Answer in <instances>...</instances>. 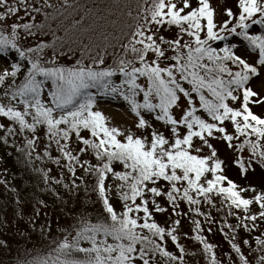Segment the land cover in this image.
I'll use <instances>...</instances> for the list:
<instances>
[{
    "label": "snow or ice",
    "instance_id": "1",
    "mask_svg": "<svg viewBox=\"0 0 264 264\" xmlns=\"http://www.w3.org/2000/svg\"><path fill=\"white\" fill-rule=\"evenodd\" d=\"M111 7L127 22L77 0H0V143L27 164L47 158L60 169L34 171L54 185L68 214L58 237L42 226L40 237L51 243L26 246L14 264H189L197 253L182 235L202 245L210 264H236L231 254L217 258L197 217L211 225V209L226 206L238 220L227 225L233 233L264 222V0ZM82 8L104 25L83 28ZM40 14L89 33L79 55L54 31L43 41L50 26L37 23ZM117 100L134 116L131 126L106 114ZM20 136L19 148L9 142ZM182 220L189 232H181ZM255 240L264 253V239ZM231 248L251 264L239 244ZM256 259L264 264V254Z\"/></svg>",
    "mask_w": 264,
    "mask_h": 264
},
{
    "label": "rangeland",
    "instance_id": "2",
    "mask_svg": "<svg viewBox=\"0 0 264 264\" xmlns=\"http://www.w3.org/2000/svg\"><path fill=\"white\" fill-rule=\"evenodd\" d=\"M52 3L57 4V0H51ZM223 2V0H221ZM231 2V0H230ZM48 11L53 14L56 12V9H48ZM23 13H21L22 15ZM44 21L43 15L40 14L37 19V23H42ZM45 42V40H43ZM6 65L0 63V70ZM106 114L109 115L112 122L121 127H128L131 126L134 116L125 111V105L122 101H113L111 107L105 109ZM0 135H3V130H0ZM13 140L16 142V147L19 148L23 143V136L17 138H9V142L12 143ZM54 147V146H53ZM8 149L7 146L0 143V199L2 196L7 193V191L12 190V194H14L11 199L15 204L14 210L12 208L1 212V216L3 218V228L1 229V237L5 238L3 242H0V259H6L11 257L16 252V245L19 246V251L21 252L26 246L31 247L32 245H36L37 247H43L47 243H51V238H41L39 235V230L42 226L49 225L51 226V230L54 236L58 237L61 231V227L65 224L63 219L67 216L60 218L59 213L56 208H45L41 207L42 210L40 211V215L36 216L35 212H32L34 209L31 206H28L25 200V190L21 189V182L20 180H25V174H20L16 167L10 162V159H13L15 162L17 158L13 155H5L3 154V149ZM11 148V147H10ZM41 154L43 153V145H38L37 149ZM56 154V153H54ZM20 160H24V156L20 155ZM36 162V161H35ZM39 162H43L45 168H52L53 174H58L60 169L56 167V165L45 158L44 160H39ZM19 178V179H17ZM67 182V181H66ZM14 189V191H13ZM13 204V203H12ZM18 210V211H17ZM46 214V215H45ZM168 217L166 214H157L156 219L159 221H164ZM198 218V217H197ZM199 219V218H198ZM218 219H215V222L208 226L206 223H203V227L205 229L203 235L207 237L208 242L212 243L216 247L215 252L218 259L223 261H227L228 259L224 257V251L227 250L228 246L230 247L231 244L229 243V237L225 236L226 231L223 232L220 230L221 228L225 229L222 224H218L216 222ZM32 221L35 223V228H33ZM182 224L184 228H191L192 225L190 221L182 220ZM237 224H234L235 226ZM211 227L212 231L207 232V228ZM184 228L181 229V232H185ZM227 228V227H226ZM228 230L232 233V236H235V243L239 244L242 251L245 253L246 256L251 261V264H255L257 261L256 257L260 254L255 251L258 247L256 244L255 237L261 236L263 239L264 237V226H260L258 230L248 233L246 230H235V233L228 228ZM192 235V234H190ZM190 239V238H189ZM183 235L181 236V242L185 245L188 251L194 252L197 248V244L192 239V242H186ZM244 240H248L249 243H243ZM40 241V243H37ZM6 244L7 247H4L3 244ZM4 250V251H2ZM235 257V256H234ZM236 260V264H240L239 258L236 256L234 258ZM205 264H210L209 260L205 262Z\"/></svg>",
    "mask_w": 264,
    "mask_h": 264
},
{
    "label": "trees",
    "instance_id": "3",
    "mask_svg": "<svg viewBox=\"0 0 264 264\" xmlns=\"http://www.w3.org/2000/svg\"><path fill=\"white\" fill-rule=\"evenodd\" d=\"M62 2H63V0H57V4H60ZM70 2H71V0H70ZM77 2L80 3L81 5H86L88 8H93L94 5H98L99 8L103 11L104 15L108 17L109 21L121 20V21L127 22V18L123 17L121 15L120 11H118L116 8L111 7L112 5H114L116 3H120L121 5H123L125 0H77ZM106 5H108L109 7L105 8ZM132 8H133V10L136 8L135 3H132ZM55 13L56 12H54L52 15H55ZM133 15H135V11H133ZM80 17H83V22H82L83 28H90V27L96 28L97 23H99L100 25H104V21H98L97 20V16H96L95 12L93 13L92 16L85 17L84 11L82 8L80 10ZM80 17H77V18H80ZM42 23H45V24L50 26V29H45V31H48V35L42 36V39L45 40L46 43L52 42L53 37L51 35V32L54 31L56 33V36L63 38V40L67 41L73 49L77 50V55L80 54L78 47H77L78 43L81 39L87 40L89 33H83L82 34V32H80V31L73 30L71 28L70 20H65L63 22V25H61V21L59 19L52 20L51 18H49L47 21L44 20ZM65 28L68 29L67 32L65 31ZM108 30L112 31L113 29L111 27H109ZM57 43H59V41H57ZM3 154H5V155L9 154L10 156L11 155L15 156L17 158V161L15 162L13 159H10L11 164L13 165V167H16V169L18 170V172H20V174H23V176L25 174V180H20L19 178H17L21 182V189L25 190L24 203L26 202V204L28 206H31L33 209L39 208V210H42L41 206L38 204V201L43 200L47 204V208H56L57 209L60 218L67 216L65 219L62 220V221L65 220L64 221V223H65L66 220L68 219L67 208L62 207L61 201L59 199H57L55 194L51 191V189H52V187H54V185H45L43 180L41 179V173L34 171V168L35 169L44 168L46 170L44 163L39 162V160H34L33 164H27L26 160L25 159L20 160L21 159L20 155L18 156L17 152L13 148H10V147H8V149L6 148L5 150L3 149ZM52 174L53 173H50V175H52ZM57 178H59V177H57ZM81 195H82L83 199H87L85 194L82 193ZM13 196H14V194H12V190H9L0 199V237H1V229L3 228V218L1 216V214H2L1 212L8 210L10 208H12L14 210L15 204H14L13 200L11 199V197H13ZM68 207H71V205H69ZM181 207L185 208V210H187L185 204H182ZM204 210H207V206H204ZM32 212H34V210ZM211 212H212L214 219H216V218L218 219L216 222H218L219 225L222 224L223 227H225V226L227 227L228 224L234 225V224L238 223V220L236 219L235 216H231V215L227 214L226 206L219 208L218 211L216 208H212ZM198 218L203 222V217H198ZM257 223L259 224V227L264 226V222L257 221ZM184 225L185 224H182L181 229L184 228ZM207 225L210 226L209 224H207ZM226 227L224 230L226 231V233H228L227 236L230 238L228 240L229 243L231 244L232 242H236L235 240L234 241L232 240V233L228 230V227L227 228ZM236 229L239 230V232L242 230H245L242 227L236 228ZM184 230H185V228H184ZM189 230H190V228H186L185 232H189ZM4 239L5 238H0V242H3ZM263 239H264V237H263ZM185 241L186 242L190 241L193 243L191 238L188 240H185ZM195 243L197 244L196 245L197 248L194 250V252L197 253V256L194 258H191L189 260V264H205V262L208 260V258H207V256L201 257V255H200V249L202 248V245H200L197 241H195ZM5 244H9V243H5ZM18 248H19V246L16 245V252H20ZM169 250L175 251L174 247L171 244H169ZM2 251H4V250H2ZM214 251H215V249H214ZM191 252L192 251H189V253H191ZM224 252H225L224 257L227 259H228V254H231L233 259L236 257V254H235L234 250L231 248V246L230 247L228 246L227 250H225ZM260 254H264V253H260ZM16 255L17 254H14L11 257L6 258V259L1 258L0 260H2L4 262V264H14V258L16 257ZM221 260H222V258H221ZM255 264H257V261L255 262Z\"/></svg>",
    "mask_w": 264,
    "mask_h": 264
}]
</instances>
